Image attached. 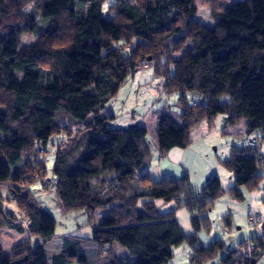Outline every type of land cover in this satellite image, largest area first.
I'll use <instances>...</instances> for the list:
<instances>
[{
  "label": "trees",
  "instance_id": "1",
  "mask_svg": "<svg viewBox=\"0 0 264 264\" xmlns=\"http://www.w3.org/2000/svg\"><path fill=\"white\" fill-rule=\"evenodd\" d=\"M107 1L0 0V236L6 228L40 238L10 255L0 248V264H169L182 245L192 248L189 264H206L226 249L221 239L200 243L199 232L212 227L208 209L225 195L244 200L242 189L258 191L264 180V154L249 144L221 160L235 178L230 189L218 175L202 189L189 173L156 180L147 127L115 129L108 112L148 61L163 90L179 94L178 117L155 112L161 155L188 148L192 132L212 128L218 116L225 126L244 121L247 134L264 133V0H112V16L104 17ZM200 5L209 7L211 27L195 19ZM23 35L36 41L22 46ZM59 134L66 135L54 165L61 204L88 211L90 220L99 210L104 215L91 238L66 236L47 259L55 222L29 184L44 182V164L31 173L33 159ZM4 188L26 225L6 208ZM182 208L193 234L177 220ZM258 217L253 227L264 223ZM115 243L132 263L115 256ZM263 257L264 235L241 242L218 264H259Z\"/></svg>",
  "mask_w": 264,
  "mask_h": 264
},
{
  "label": "rangeland",
  "instance_id": "2",
  "mask_svg": "<svg viewBox=\"0 0 264 264\" xmlns=\"http://www.w3.org/2000/svg\"><path fill=\"white\" fill-rule=\"evenodd\" d=\"M231 2L240 0H229ZM113 2L107 1L104 5V17L112 16L108 11V6ZM201 24L211 27L213 19L210 16L208 6H199L198 14L195 18ZM68 33V32H67ZM36 41V37L30 35L22 36V46L31 44ZM128 52V51H127ZM140 62L136 70L135 78L131 77L128 83L120 89L117 96L112 99L109 105L108 112L111 116V126L115 129H131L138 125L146 126L148 135L147 143L154 150L152 158L148 165V169L153 166L158 168L159 164H163L173 174L177 173V177H182L181 168L187 167L189 173L194 179V184L202 189L207 182L215 175L221 179L222 186L225 189H230L235 184L233 173L223 164L221 160H226L231 156L234 147H242L248 145L246 139L248 137L260 140V151L264 152V141L262 140L264 133L254 132L246 136V123L240 122L236 125L225 127L222 122V117L219 116L214 121L212 128L205 124L206 132L201 129H196L192 132V144L186 149H176L179 154L174 151L169 157L166 154L162 155L164 161H159L160 152L154 149L155 147V112L160 109H166L175 117H178L181 109L178 106V93L169 94L163 90L161 78L156 76L154 72V64H149L144 67ZM151 63V62H148ZM173 69V68H172ZM17 78L20 80L22 76L18 73ZM190 101L192 102V94ZM229 101L228 97L222 99ZM244 131V133L242 132ZM66 138L65 134L54 136L45 148V154L36 155L33 159L32 174L41 172V167L44 164L45 170H42L44 181H51L57 184V179L54 174V165L57 158V146ZM39 149V147H36ZM154 155V156H153ZM264 174V170L262 171ZM158 174L154 173L153 178L158 179ZM175 175V176H176ZM182 175V176H181ZM160 179V178H159ZM192 181V180H191ZM30 192L44 210L49 214L54 222L55 229L52 240L45 247L47 259L59 252L62 247V240L66 236H81L91 238L93 228L99 225L100 220L104 215L103 210H99L94 214V218L90 220L91 214L85 210L66 211L61 204L59 195L55 187H46L40 181H33L29 184ZM6 208L15 212L19 220L26 225V220L23 214L19 211L16 203L11 200L10 193L7 188L2 189ZM245 199L236 201L234 204H229L228 195L223 196L216 204L208 209V215L211 220V229L209 231L202 230L198 237L203 245H210L215 240H223L226 249L221 251L218 257L207 262L206 264H218L221 257L233 249L238 248L244 240H249L250 236L260 233L261 227L248 228L247 218L251 215L264 218V180L260 185V189L255 192L243 191ZM235 201V200H234ZM255 201V209L250 213L252 202ZM167 208L162 207L161 211H166ZM185 214L191 219L189 212L185 209ZM248 212V213H247ZM247 217V218H246ZM182 226L186 227L183 213L180 214ZM264 226V224H263ZM259 231H258V230ZM32 246L40 242V238L30 235L29 233H18L14 230L4 228L0 236V248L3 249L6 255L14 253L19 247L27 243ZM115 256L122 261L132 263L134 258L130 256L127 249L121 245L114 244ZM192 248L188 245H182L175 248V256L169 264H189ZM264 264V257L259 262Z\"/></svg>",
  "mask_w": 264,
  "mask_h": 264
},
{
  "label": "crops",
  "instance_id": "3",
  "mask_svg": "<svg viewBox=\"0 0 264 264\" xmlns=\"http://www.w3.org/2000/svg\"><path fill=\"white\" fill-rule=\"evenodd\" d=\"M135 75H136V73H135ZM135 75L133 76V78H135ZM128 83V82H127ZM161 84H162V82H161ZM126 85V84H125ZM162 86H163V84H162ZM111 104V103H110ZM110 114V113H109ZM219 117V116H218ZM222 118V122L224 123V117L223 116H221ZM155 124H156V118H155ZM225 125V124H224ZM206 126L205 125H203L200 129H201V131L203 130V132H206V128H205ZM225 127H228V126H225ZM246 131V130H245ZM243 133H244V131H242ZM247 133V132H246ZM247 136H252V135H250V134H246V136H245V139H246V137ZM244 142H246L245 140H244ZM154 149L155 150H157L158 152H159V150H158V145H157V136H155V147H154ZM176 149H179V148H175V149H172L169 153H167L166 154V156L167 157H169V155H172L173 153H174V151H178V150H176ZM151 150H152V153H154V150L151 148ZM178 154H179V152H177ZM261 153L262 154H264V152L263 151H261ZM154 156V155H153ZM164 158L162 157V155H160V157H159V161H160V163H161V161H164L163 160ZM149 171H150V175H151V177L153 178V175H154V173H156V174H158L157 176H159L158 177V179L156 178V180H159V178L160 179H162V178H164V177H172V178H180V177H177V173H172L171 171H169V169H168V167H164L163 166V164L161 163V164H159V167L158 168H156V167H153V166H151L149 169H148ZM181 173H189V171H188V169H187V167H183V169L181 168V172H180V174ZM183 174V175H184ZM190 174V173H189ZM176 175V176H175ZM182 176V175H181ZM155 178V177H154ZM190 178H191V180H192V183H193V185L196 187V188H200V187H198L197 185H195L194 184V179L192 178V175L190 174ZM234 186V185H233ZM243 191H246V190H244V189H242V192ZM244 194V193H243ZM245 195L246 194H244V197H245ZM220 200V199H219ZM228 202H229V204H234L236 201H234V200H230V199H228ZM165 208H167L166 209V211H168V210H170V209H172L173 207H174V205L173 204H169V205H165L164 206ZM255 209V201L254 202H252V207H251V209L249 210V212L250 213H253L254 211H251V210H254ZM185 209L184 208H182V209H179L178 211H177V220H178V222H179V224L181 225V227H182V229H183V231L186 233V234H188V235H190V234H193L194 233V230H193V228H192V225H191V219L185 214ZM187 211V210H186ZM181 213H183V216H184V220H185V222H186V227H183L182 226V221H181V219H180V214ZM248 213V212H247ZM247 218V217H246ZM264 224V223H263ZM263 224L261 225V226H258V227H261L260 228V233H258V234H255V235H253V236H250V238H252V237H261L262 235H264V226H263ZM258 230V229H257ZM259 231V230H258ZM249 238V239H250ZM244 241H246V240H244ZM243 242V241H242Z\"/></svg>",
  "mask_w": 264,
  "mask_h": 264
},
{
  "label": "built area",
  "instance_id": "4",
  "mask_svg": "<svg viewBox=\"0 0 264 264\" xmlns=\"http://www.w3.org/2000/svg\"><path fill=\"white\" fill-rule=\"evenodd\" d=\"M142 66L146 67L149 65L148 61H142ZM262 140L264 141V136L262 138ZM247 142L249 145L255 146V145H260V140L259 139H253V138H248ZM45 184L46 187H55L56 185L53 184L51 181H44L42 182ZM259 217L258 216H250L247 220V225L248 227H253L256 225L257 221H258Z\"/></svg>",
  "mask_w": 264,
  "mask_h": 264
}]
</instances>
